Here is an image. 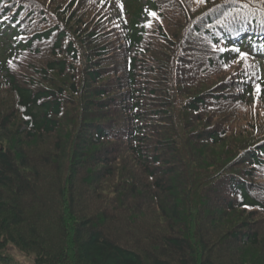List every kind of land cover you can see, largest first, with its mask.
<instances>
[{
  "label": "trees",
  "instance_id": "16d2710c",
  "mask_svg": "<svg viewBox=\"0 0 264 264\" xmlns=\"http://www.w3.org/2000/svg\"><path fill=\"white\" fill-rule=\"evenodd\" d=\"M142 1L156 15L140 23ZM123 7L0 0L12 23L30 12L25 41L13 46L15 32L0 29V99L10 96L0 127L23 129L25 143L53 139L44 158L0 145V264H17L7 241L35 250L34 264H221L224 247L229 259L248 251L263 264L254 218L264 220V78L220 49L245 25L264 26V0ZM50 174L61 176L52 225L69 250L59 260L26 216L30 195L53 193ZM119 218L144 229L151 249L113 239ZM146 219L151 226L140 225ZM24 226L29 236H19ZM157 229L166 237L154 238Z\"/></svg>",
  "mask_w": 264,
  "mask_h": 264
},
{
  "label": "rangeland",
  "instance_id": "374dc122",
  "mask_svg": "<svg viewBox=\"0 0 264 264\" xmlns=\"http://www.w3.org/2000/svg\"><path fill=\"white\" fill-rule=\"evenodd\" d=\"M119 1L120 3H124V0H119ZM144 12H147V11H144ZM145 20H147V18ZM23 22L21 21V26L22 25L25 26V23ZM33 23H39L38 19L35 20ZM92 59H94V57H92ZM83 61H85L84 57H83ZM240 61L246 62L245 59H240ZM249 65L254 66V68H256L257 62L251 61V64ZM87 67L92 69L93 64L91 63ZM261 68H262V73L264 75V62ZM87 71H88L87 69L83 71V73L81 74L82 77L85 75ZM3 82H4V79L0 78V85ZM1 96L3 95H0V97ZM261 96L262 94L260 93L259 99H262ZM9 97L4 96L2 97V99H0V101L5 100L6 104L8 105L7 99H9ZM249 102L252 103V99H249ZM153 104H155L154 106H157L156 102ZM4 110H5V106H0V111H4ZM128 115L133 116V113L132 114L129 113ZM22 130L23 129L17 127L16 125L11 126V127H5V128L0 127V145L4 144V142L7 141L9 145H11V147H13L15 150L19 149V151L21 150L25 151L27 155L35 156L37 158H44L43 154H45L47 151H51V149L53 148V144L51 143L53 139H50V138L45 139V140L41 139V141L39 142H32V143H25V142L20 141V140H24L22 138V135L24 136L26 134V133H22ZM4 138H11L10 139L11 141L4 140ZM228 146L229 144L226 143L224 145L225 149H227ZM241 155L242 153L239 154V158H238V155H235L237 156V159L235 161L236 168L238 167V164L241 162V159H240ZM245 173H247V169H243V173H238L239 176H237V178L239 180H246ZM40 176L44 178L45 175L40 174ZM50 176L52 179L49 177L46 183H47V187L50 186V189H52L53 193H44V192L38 193L36 191V195L34 194L30 195L31 197H33V199L26 200V206H27L26 216L35 221V224H37V228L39 229L40 235H43V237H46V236L49 237L48 239L50 240L49 241L50 246L47 248L49 249V252L51 253L50 260H54V259L59 260L64 254L69 253V250L66 249V247L63 246V244L60 242L59 238L61 235L59 234V230L57 229V227L52 225L55 216L59 213V208L61 205L60 199H58V196H56V194H58V188L60 187V184H61V176H57L56 174H50ZM46 178H48L47 175H46ZM220 181H222V178L215 179V183L220 182ZM224 186L228 187V184H225ZM254 188L255 187H253V189ZM149 220L150 219L142 220L140 225H143L144 227L151 226L152 224L148 223ZM254 221H256V226H258L257 231H258V234H260L259 235L260 242L264 243V231H263L264 220L261 219L259 216H257L256 219L254 218ZM124 222H126V219L124 220L123 218H121L119 223H116V224L113 223L109 229L111 233L110 236L113 237V239H115L116 241L118 240L126 244L139 242L141 245L144 244V247L146 249H151L146 243H144V242H147L149 244V241H143L145 238L143 236L144 229H140V232H139L138 228L136 230L130 227L123 226ZM155 226L157 225L155 224ZM24 227H25L24 229L23 227L16 228L17 230H19V236L24 235L21 232L25 233L24 236L30 235L29 229L26 226ZM156 236H157V239H159L164 236L166 237V234L162 229L160 230L157 229L155 231L154 238ZM22 244L23 242H18V244H16L15 242L7 241L5 243L6 254H9V256L17 264H34L35 259H36V251L35 250L27 251L26 247L23 248V247L17 246V245H22ZM219 252H221V255H220L222 258L221 264H242V263L252 264V261L255 260V257L253 256L255 255L254 252L245 251V253L242 254V256H235L233 257V259H229V254L225 247L222 250L219 249ZM164 253L169 258V252L164 251ZM258 259L262 260L264 264V256L262 254Z\"/></svg>",
  "mask_w": 264,
  "mask_h": 264
},
{
  "label": "snow or ice",
  "instance_id": "6c2138e0",
  "mask_svg": "<svg viewBox=\"0 0 264 264\" xmlns=\"http://www.w3.org/2000/svg\"><path fill=\"white\" fill-rule=\"evenodd\" d=\"M198 2H203V0H198ZM150 15L152 16H155L156 14L155 13H149ZM241 58L242 59H246V55L244 53H241ZM257 91H259V88H257Z\"/></svg>",
  "mask_w": 264,
  "mask_h": 264
}]
</instances>
